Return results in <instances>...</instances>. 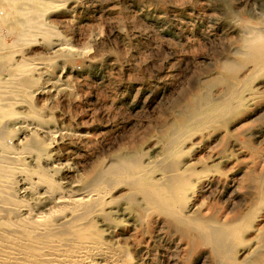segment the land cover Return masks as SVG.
<instances>
[{
	"label": "rangeland",
	"instance_id": "1",
	"mask_svg": "<svg viewBox=\"0 0 264 264\" xmlns=\"http://www.w3.org/2000/svg\"><path fill=\"white\" fill-rule=\"evenodd\" d=\"M53 1L57 4L43 13L51 37L36 35L30 42H18L15 24L13 30L0 25V54L17 49L11 62L0 61V78H10L14 62L35 60L37 69H43L40 74L20 72L23 78L18 73L5 85L13 90L19 84L32 85L27 88L31 105L42 118H49L48 127L66 131L57 134L52 145L58 162L71 165L62 175L71 180L102 176L99 172L110 171L119 156L157 165L169 134L187 122L193 123V135L185 144L190 151L184 161L196 166L204 159L211 168L222 157L216 168L224 171V180L210 196L217 171H208L197 181L185 214L202 202L211 230L218 231V225L253 204L254 182L242 177L249 169L255 174L264 170V68L251 81L254 98L238 116L216 124L210 119L196 124V118L206 102L224 95L233 77L251 70L240 42L264 32V0ZM28 75L37 81L31 82ZM2 93V101H15V109L28 112L26 105L9 98L12 93ZM20 120L22 116L10 122L2 118L0 128ZM24 133L19 131L18 137H26ZM7 141L13 144L16 139ZM163 165L167 168L171 161ZM110 195L109 205H91L81 221L103 230L104 241L120 257L114 264L215 263L210 238L204 241L178 216L144 202L128 183L116 186ZM74 217L58 218L54 231L65 236Z\"/></svg>",
	"mask_w": 264,
	"mask_h": 264
},
{
	"label": "bare ground",
	"instance_id": "2",
	"mask_svg": "<svg viewBox=\"0 0 264 264\" xmlns=\"http://www.w3.org/2000/svg\"><path fill=\"white\" fill-rule=\"evenodd\" d=\"M54 3L56 2L53 0H0V25L4 24L9 30H13L15 24L19 34L16 40L18 42H30L36 35L46 39L53 31L51 25L48 26L43 19V13ZM96 34L97 31L93 32L90 38H94ZM3 35L4 33L1 37ZM248 38L249 40H244L246 42L242 40L240 43H243L245 48L243 51H247L244 55H248L250 59L251 70L233 77L221 98L206 102L199 108L196 124L205 119H210L215 124L223 119L226 123L254 98L256 92L251 81L258 70L264 68V32ZM1 45L3 47L2 43ZM60 46L62 47H58ZM87 46L84 47L88 49ZM16 50L1 53L0 61L8 64L12 52ZM22 58L25 57L20 59ZM11 67L14 71L9 73V79L12 80L16 74L25 70L27 74L29 71L37 74L43 71L37 69L39 65L35 60L32 63L14 62ZM27 77L31 82L38 79L33 75ZM9 79L7 76L0 78V96L2 92L12 93L9 98L19 101L20 105L24 104L29 109L28 112L17 110L14 108L15 101L0 99V119L5 118V122L14 121L18 116L24 119L17 121V124L11 123V126L5 129L0 128V264H114L120 258L117 249L104 241L103 230L95 227V223L85 221L88 223L85 224L81 219L85 212L90 211L91 205L106 206L111 201L108 200L111 190L123 183L132 186L144 202L156 205L170 215L178 216L184 225L195 228L202 234L204 241L207 237L210 238L215 244L214 264L264 262V225L259 224L264 220V211L260 210L264 203V170L255 174L249 169L242 177V180L250 179L254 182L251 185L256 192L254 203L243 204L238 216L218 225V231L211 230L208 223L210 218L205 216L202 202L192 214H185V211L197 181L204 179L208 171H217L210 184V196L221 186L224 171L218 170L216 166L223 162V158L218 157V163L213 164L211 168L204 159H200L196 166L184 161L190 151L185 144L193 135V123H182L169 134L157 165L138 158L119 156L110 171L99 172L104 175L84 179L79 175L71 180L61 173L71 169V165L67 161L58 162L57 153L52 149L56 135L65 130L48 127L49 118H42L39 109L31 105L32 95L28 87L32 85L27 87L28 90L23 84L17 85L13 82L19 86L17 89L16 86L11 87L13 90L9 85H5ZM19 131L26 132V137L19 138ZM8 137L15 138V143L9 144ZM110 161L106 163L105 169ZM168 161H171V165L165 168L163 164ZM169 171L170 174L166 175ZM248 193V197L252 195L251 190ZM36 208L39 209L34 211ZM66 214L75 217L63 236L54 231V228L57 219ZM184 236L182 232L183 242Z\"/></svg>",
	"mask_w": 264,
	"mask_h": 264
}]
</instances>
